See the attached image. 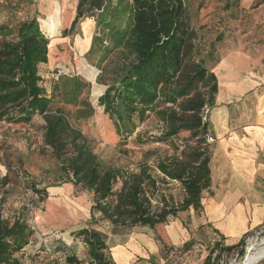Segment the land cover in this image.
I'll return each instance as SVG.
<instances>
[{"label":"trees","instance_id":"obj_1","mask_svg":"<svg viewBox=\"0 0 264 264\" xmlns=\"http://www.w3.org/2000/svg\"><path fill=\"white\" fill-rule=\"evenodd\" d=\"M188 2L78 0L69 28L74 29L85 18L94 20L95 33L85 55L93 67L82 59L81 72L92 79L99 70L97 82L106 89L97 103L119 135H132L137 123L151 113L165 124V139L180 131L189 132L192 145L156 166L160 174L182 186L184 194L178 206L159 193L158 182L146 165L132 172L104 167L90 142L72 126L71 117L86 120L95 114L88 81L60 75L47 93L38 73L49 53V38L41 21L32 17L19 22L15 30L0 27V122L29 125L36 117L42 119L43 143L52 149L66 176L63 182L93 194L92 220L98 213L112 226L154 229L179 212L202 208L203 192L210 187L211 158L206 143L211 133L202 113L204 108H214L218 86L216 75L198 59ZM93 85L95 101L101 88L94 81ZM59 102L75 110L66 113ZM33 234L26 217L10 221L0 215V264H20L16 254L29 244ZM76 235L88 249L87 264H114L107 255L105 232L83 228ZM238 246L217 251L213 247L203 264H218L216 258ZM163 253L165 261L171 263L173 255L182 251L163 246ZM65 264L84 263L70 254L65 256Z\"/></svg>","mask_w":264,"mask_h":264},{"label":"rangeland","instance_id":"obj_2","mask_svg":"<svg viewBox=\"0 0 264 264\" xmlns=\"http://www.w3.org/2000/svg\"><path fill=\"white\" fill-rule=\"evenodd\" d=\"M63 1L68 5L64 6ZM76 1L0 0V27L15 30L19 22L32 17L41 21L49 38L51 63L46 70L42 69L43 84L48 93L52 82L60 75L79 76L90 83L89 101L95 114L86 120L75 121L71 117L72 126L90 142L93 153L104 167L132 172L146 165L158 182L159 193L178 206L184 194L182 186L160 174L156 166L159 161L179 156L185 146L192 145L190 134L180 131L177 136L165 139V124L155 113H151L142 123H137L132 135L125 137L117 133L114 122L97 103L106 89L97 82L99 70L95 71L92 79L81 72L82 59L88 63L85 55L90 47V37L95 33L94 20L85 18L74 29L67 28H70ZM245 1L189 0L191 27L197 34L195 45L199 51L198 59L203 60L209 68L236 54L241 60L245 56L249 64L264 62V7H261L264 0H253L248 4ZM93 81L101 88L95 101L92 99ZM237 104L230 103L229 110H235ZM58 105L66 113L75 110L73 106L61 102ZM214 111L215 107L210 111L204 108L202 113L209 127V117ZM33 123L0 124V215L10 221L24 216L34 231L29 244L16 257L20 264H65V256L73 254L87 264L88 249L82 237L76 235L78 230L88 228L110 235L116 233V237L121 239L123 232L131 229L112 226L101 220L98 213H94L95 220L91 219L93 194L63 182L66 176L60 170L52 149L43 143V133L39 129L43 125L42 119L36 117ZM212 144H207L209 151ZM121 232L123 234L119 235ZM205 254L206 251L201 248H195L187 257L175 253L169 264H201ZM245 254L246 244H243L231 253L216 258L215 263L240 264Z\"/></svg>","mask_w":264,"mask_h":264},{"label":"crops","instance_id":"obj_3","mask_svg":"<svg viewBox=\"0 0 264 264\" xmlns=\"http://www.w3.org/2000/svg\"><path fill=\"white\" fill-rule=\"evenodd\" d=\"M63 5L68 4L63 1ZM71 16L70 22L75 11ZM236 55L210 68L218 90L215 111L209 117L214 141L209 147L210 187L203 192L202 208L179 212L154 229L132 228L123 232L121 239L116 233H105L107 255L114 264H169L163 246L180 248L184 257L195 248L208 255L213 247L217 251L238 246L245 236L264 225V62L249 64L245 56L241 60ZM48 61L39 65L42 81V69L51 63L49 54ZM230 103L237 104L235 110H229ZM255 264H264V258Z\"/></svg>","mask_w":264,"mask_h":264},{"label":"built area","instance_id":"obj_4","mask_svg":"<svg viewBox=\"0 0 264 264\" xmlns=\"http://www.w3.org/2000/svg\"><path fill=\"white\" fill-rule=\"evenodd\" d=\"M205 121V118H203V122ZM0 124L2 125H6V126H10V124H6L4 123L3 121L0 122ZM214 141V138L211 136V135H207L206 136V143L209 144V143H212ZM259 240L257 243L258 244H262L264 245V225L259 227L258 229H256L254 232H252L251 234L247 235L244 237L243 239V244H246V254H245V258L248 254V247L251 243H256V241ZM243 246V245H242ZM244 248V247H243ZM242 249V248H241ZM224 254V253H223ZM236 256H239L238 253H236ZM244 258V259H245ZM264 258V257H263ZM261 258V259H263ZM260 259V260H261ZM259 260V261H260ZM244 261V260H243ZM258 262V261H257ZM256 262V263H257ZM243 263V262H242ZM255 264V263H254Z\"/></svg>","mask_w":264,"mask_h":264},{"label":"bare ground","instance_id":"obj_5","mask_svg":"<svg viewBox=\"0 0 264 264\" xmlns=\"http://www.w3.org/2000/svg\"><path fill=\"white\" fill-rule=\"evenodd\" d=\"M264 253V245L258 243H251L248 247V254L243 263L240 264H254Z\"/></svg>","mask_w":264,"mask_h":264}]
</instances>
